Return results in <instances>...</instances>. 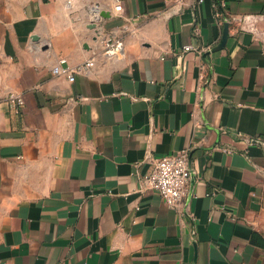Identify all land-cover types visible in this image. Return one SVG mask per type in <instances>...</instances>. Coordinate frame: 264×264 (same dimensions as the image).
<instances>
[{
    "label": "crops",
    "instance_id": "0c3cea01",
    "mask_svg": "<svg viewBox=\"0 0 264 264\" xmlns=\"http://www.w3.org/2000/svg\"><path fill=\"white\" fill-rule=\"evenodd\" d=\"M214 1L0 0V264H264V19L211 50ZM184 149L174 209L141 180Z\"/></svg>",
    "mask_w": 264,
    "mask_h": 264
},
{
    "label": "built area",
    "instance_id": "2783aa9c",
    "mask_svg": "<svg viewBox=\"0 0 264 264\" xmlns=\"http://www.w3.org/2000/svg\"><path fill=\"white\" fill-rule=\"evenodd\" d=\"M114 13L121 14V0H114ZM215 16L219 24H233L240 31L260 34L259 22L264 19V15H245L241 17L226 16L224 2L214 1ZM123 41L118 37L109 36L103 42V54L108 58H116L123 54ZM191 44L184 45L183 52L194 50ZM78 66L76 69L70 68L65 58H60L57 65L52 69L54 74H64L70 81L74 80L73 74L80 71L85 66ZM8 102L19 108L23 104L20 94L10 93ZM264 176V169L262 170ZM192 178V170L189 166V152L184 149L174 154H167L154 161L153 169L142 178V188L156 190L164 202L171 208L183 207L186 201L189 180Z\"/></svg>",
    "mask_w": 264,
    "mask_h": 264
},
{
    "label": "water",
    "instance_id": "95a60500",
    "mask_svg": "<svg viewBox=\"0 0 264 264\" xmlns=\"http://www.w3.org/2000/svg\"><path fill=\"white\" fill-rule=\"evenodd\" d=\"M101 16H105V13H100ZM224 28H223V32H222V36H221V40L219 42V44H217L214 48H212L211 50H214L217 47H222L225 44V41L227 39V35H228V23H224L223 24Z\"/></svg>",
    "mask_w": 264,
    "mask_h": 264
}]
</instances>
